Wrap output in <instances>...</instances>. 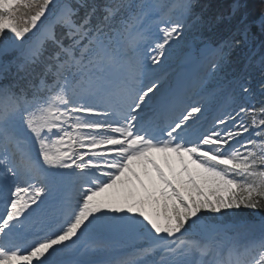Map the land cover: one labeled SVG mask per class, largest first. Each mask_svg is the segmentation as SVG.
Masks as SVG:
<instances>
[{
	"label": "snow or ice",
	"instance_id": "1",
	"mask_svg": "<svg viewBox=\"0 0 264 264\" xmlns=\"http://www.w3.org/2000/svg\"><path fill=\"white\" fill-rule=\"evenodd\" d=\"M201 23L193 0H0V264H92L105 234L144 243L103 264H264V226L222 220L264 210V100L220 83L247 23L188 87L160 75Z\"/></svg>",
	"mask_w": 264,
	"mask_h": 264
},
{
	"label": "trees",
	"instance_id": "2",
	"mask_svg": "<svg viewBox=\"0 0 264 264\" xmlns=\"http://www.w3.org/2000/svg\"><path fill=\"white\" fill-rule=\"evenodd\" d=\"M247 3L254 9L255 13L257 14L256 18L258 17V15L260 16L261 4L258 3L257 0H247Z\"/></svg>",
	"mask_w": 264,
	"mask_h": 264
},
{
	"label": "rangeland",
	"instance_id": "3",
	"mask_svg": "<svg viewBox=\"0 0 264 264\" xmlns=\"http://www.w3.org/2000/svg\"><path fill=\"white\" fill-rule=\"evenodd\" d=\"M202 1H204V0H202ZM181 39L176 43L177 45H180V43L182 41ZM187 49H188L187 53H191V52L195 51V49L190 44L187 45Z\"/></svg>",
	"mask_w": 264,
	"mask_h": 264
},
{
	"label": "bare ground",
	"instance_id": "4",
	"mask_svg": "<svg viewBox=\"0 0 264 264\" xmlns=\"http://www.w3.org/2000/svg\"><path fill=\"white\" fill-rule=\"evenodd\" d=\"M257 1H260V0H257Z\"/></svg>",
	"mask_w": 264,
	"mask_h": 264
}]
</instances>
